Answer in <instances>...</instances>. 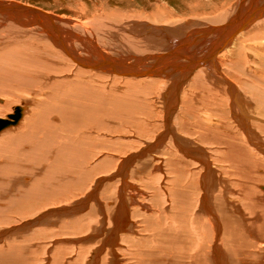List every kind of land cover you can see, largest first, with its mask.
Instances as JSON below:
<instances>
[{
    "label": "bare ground",
    "instance_id": "1",
    "mask_svg": "<svg viewBox=\"0 0 264 264\" xmlns=\"http://www.w3.org/2000/svg\"><path fill=\"white\" fill-rule=\"evenodd\" d=\"M240 1L239 4L237 3L238 5L236 6L237 9L235 10V12L232 13V16H230L225 21V23L221 25L216 24L206 27H204V25H199L201 27L197 26V31H200L203 34L204 38L210 35L213 36V33L217 34L218 32H220L219 34L222 35H220V38H218L216 41H213L212 45L207 44L208 46L212 47H206V45L202 43V45L199 44L200 46L196 44L199 46L197 49L198 54L195 53L194 55L189 54L188 51L187 54L185 51L186 49H184L187 48L186 45L190 42L191 34L196 32L193 31L194 29L188 31L185 30V32H183L182 30L178 29L177 26H152L151 24H147L146 22H140L137 24L140 27H136V29L139 28L140 31H143V34L146 33L145 35H147V39H141L144 43L143 48L141 49V46L133 47L132 44V46L128 47L129 45L123 44V48L121 51L115 49V47H118L119 42L114 40L115 36H113L114 39L111 37L109 31L107 32L109 34L108 37H102V34V36H100L101 38L96 39L94 38L95 36L93 34V31L89 29L87 25L84 24V22H70L69 20L50 14L41 9L39 11L35 10V7H31L22 3L10 2V4H6L4 3V1L2 3L0 2V14L7 17L9 21L12 20L13 23L17 25V30H26V27L30 29L34 28L36 33L43 34L44 37H40L42 38V40H47V43H44L46 46L45 50H48L50 45H53L57 49V52L55 53L52 52V54H46V51L42 53L37 51L36 48H33V43H31V45L29 43L23 44L17 39H11L6 42L5 38L3 37L0 39V45H2L0 46V54H3V60L0 67H4L3 65H5V68L8 69H6L8 72L16 74L17 71H19L17 68L22 66V68L24 69V72L22 73L23 78H39V75H41V77H46L42 75L45 73L46 75L51 76V74H53V72L55 71L59 72L58 74H60L61 72V75H63V77H61L62 80H59L57 82L60 87L57 86L58 88L52 92V98L53 100H55L53 104L51 103L50 99H47L48 101L44 100V93L40 94L41 97H43L42 100L33 101L35 108H32V110L30 111L26 109L28 108L27 105L29 104V102L24 101L23 107L19 105V123H14L13 125H10L0 131L1 133L3 132V134L0 135V177H4V175H6V170L10 171L9 168H13L16 171L18 170L21 174L23 170H19V168L17 169L15 167V164H18L21 157L24 160L25 156H30L29 158H31V162L33 164V160H35L33 157H35V154L42 153L41 155L43 156L47 155V153L50 151L49 150L47 153L45 152L47 148L46 146L42 148L40 146V149L38 148L39 138H35V128L36 126H40L39 122L41 124L43 123L42 128H44L43 130L46 136L51 134L52 136L55 135L60 137H69L72 134H81L79 135V137L84 136L88 139L94 140V137L96 135H99V129L95 130L96 125H94L98 121L97 119L101 120V118L109 116L107 119L115 117V120L119 119L125 122L132 121L133 123L135 122V124L141 121L149 122V108L154 107L155 103H158L160 105L158 106L160 108V115L165 120L162 121L165 122V129L161 134L158 135V140L156 141L162 143L170 137L174 140V142H171L172 149L170 148L165 152L164 150L161 151L162 153L168 155L167 158H165V167L167 166L168 168L166 167V169L169 171L165 170L164 166H162V159L154 163L152 159H154L156 156L149 160L143 158V156L146 154H152L154 151L158 152V149L160 148L159 143H151L142 150L141 153L143 156L141 159H143V162L140 165L142 167L134 169L133 171L137 173V171H142L141 169L144 166L147 169L149 164H154V168L162 170V172L165 170L167 173H174L171 177L172 183H170L174 185V187L168 190V201L164 202L165 199L163 197L159 198L160 202H154L156 205L153 203V210L151 211V213L143 214L144 217H142L141 219L142 222H144L143 227L145 228V234L140 233L141 236L131 237L122 234L119 235L118 232L127 227V222H130L132 220L131 217L129 218L130 212L132 218H137L134 213L138 210L135 209L136 207H132L133 211H131L130 206L132 205H130V203H133V200L137 196L133 194L134 191H137L140 194L139 188L135 184L130 183L127 180V173L129 171L128 167L130 163L129 161H132V159L135 158V154L132 155V157L129 159L126 158L121 163L118 172L116 173V175L122 176V185L120 186L121 191H119L121 192V200L116 203V206H114V208L111 207L113 209L111 214V208L109 209V216L113 223L112 228H114L115 231H111V228L108 229V232L106 231V234H104V245L106 244L111 247L109 252L111 254V264H126V262H123L124 260H122L116 249V245L118 246L120 236L121 239H123L122 242L127 245V249L129 252L128 256L133 259L134 264H156L155 261H164L163 263H169V260L171 259H173V261L176 260L179 264H245V259H247L245 258L246 253H248V255H250L251 253L256 255L258 254L262 256L260 257L261 259H264V210H258L259 207H262L264 209V192H262L264 190V185L258 183V181L264 182V169L263 164H258V162L256 161V159L258 158L255 157V153L253 150L254 147L255 150L257 148L259 150H264V142L259 138L260 136L256 133V131L253 130L250 125V119L253 116L249 115V113L245 109L246 97H243L244 94L238 89L237 85L233 81L234 77L232 75H229L230 77H233H231L233 79L232 80L225 72L221 70V61L219 60V56L221 57V55H223L222 58L229 61L232 67L241 65L240 68L244 67L243 70H248L250 72L253 71L256 76H259L257 67H262V65L264 64V19H262L264 17V0L261 4H259L258 0ZM246 1H250V5L245 8ZM30 18H33V20H29ZM5 19L2 18V20ZM61 23H73L72 26L74 27H86V29L84 30L85 34L82 35L77 32L78 30L76 29H80L79 27L72 30V27L64 28L65 26H63ZM251 26L252 28L250 29V31L247 34L244 33V31ZM206 31H208V33ZM26 33L28 34V32ZM241 33H244L245 35L237 40V36ZM169 37L176 38L178 41L174 43L169 42L171 45L169 49L162 50L164 47H166V45H168V42L165 40L169 39ZM210 39L212 38L210 37ZM235 39L237 41H235ZM181 41L184 44H186V41L189 42L186 45L183 44L184 46L181 48L172 50L173 46ZM192 41L193 40L191 39V42ZM44 44L41 45V49ZM145 44L147 46H145ZM203 45L206 48L205 52H202V50L204 49ZM2 47L4 48L2 49ZM191 50L193 51V49ZM225 51L229 52L224 54L223 52ZM231 54L239 56V59H230L229 57L231 56ZM17 59L24 61L23 64H20L21 62H19ZM241 59H245V62L242 64L239 63ZM188 61H191V63ZM67 64L72 66L73 72H71L70 74L66 73L65 70L67 69ZM64 66H66V68H64ZM4 69H2V71H4ZM194 73L199 74L197 75V77H195L196 80L194 79V77H192ZM55 77L57 78V75ZM190 77L194 79L193 83H197L198 81H200L198 82L199 85L205 84L207 80L212 82L216 87H218L219 90L218 93H216L217 98L221 97V92L224 91V93L228 95L230 99L229 104L231 114L233 115L232 117L241 126V128L244 129L245 135L240 134L239 131L236 130H233L234 132H231V130V136H229L224 142H219L220 144H225V146H218L219 149H217L216 152L219 153H216V155L220 154V156L217 155L215 156V158L213 157V160L215 161V163H222V168H214L212 166L211 159H209L208 157L209 154L207 153V151H205L206 149L204 147L195 145L194 142L179 135L175 131V125L172 121L174 117V119H176L177 121L178 126L180 125V131L194 132L198 134V137L200 136V141L206 140L207 138V135H205V132L202 130V128H204L203 122H197L192 129L185 127L187 123L186 118L192 113V107L188 102L190 99H194V97H190L193 95L191 92H185L182 95L181 93L183 91L182 89L185 83L189 80ZM121 80H123L124 83H121ZM160 81L162 82L161 84ZM35 84L40 89H43V86H41L40 84V80L35 79ZM256 84L259 85L260 83L258 84L257 81ZM44 88L46 89V87ZM199 88H201V86ZM18 90H20V88L17 86V84H14L13 89H3L2 91H0V95L8 96L14 93L13 95L17 97L19 95L18 93H16L18 92ZM48 94V96L51 95V93L49 92ZM257 96L259 95L257 94ZM181 97H184V102L181 101ZM2 102L3 98L0 97V103ZM181 102H183V104H181ZM113 104H115V109L113 108ZM125 105L126 107L122 108ZM135 105L138 108H135ZM133 107L135 109H133ZM217 108L220 109L221 106H218ZM254 111L257 112L255 109ZM16 113L17 112L15 108V111L11 114L16 115ZM257 113H260L262 116H264V109ZM25 114L26 116H24ZM215 114L214 116H216ZM60 116L62 120L60 119ZM8 118L12 119L9 116L2 119ZM43 118H45L46 120ZM88 120H90V122L92 123L95 120L96 121L93 123V125H91V128L87 129V126H84L86 129L81 128V131L79 129L77 130L78 126H72V128L69 129L70 127H67L66 124L71 123L75 125L76 123L77 125L79 124V122L83 123L84 121ZM102 122L105 121L103 120ZM97 125L100 126V124ZM259 128L264 127L259 126ZM104 132H106V130ZM40 136L44 137L42 134ZM245 138L247 140H245ZM43 139L41 138L39 140L43 141ZM58 139V141L56 142V147L59 150L64 151V149H67V147L69 149L70 139ZM241 140H244V144L241 142ZM67 142H69V144ZM87 142H85L86 145ZM99 143L100 141H93L89 149L87 150L88 155L84 154L85 157H82V159L79 156L78 161L73 162L80 166V171L81 169H84V166L86 165L85 162L88 161L89 158L91 159L93 155L97 154H95V150L96 147L99 146ZM249 143L254 147L251 149L248 148L249 146L247 147L246 144ZM117 144L119 145V143ZM43 145H46V143H44ZM162 146L163 144L161 145V147ZM54 147L52 148L54 149ZM165 149L167 148L165 147ZM180 152L182 153L179 154ZM53 153L54 152H52L51 154ZM140 154L137 153L136 156H139ZM54 158L57 159V157ZM68 160L67 162H69ZM52 161L45 160L44 163L46 164V166L47 164L49 166V162L51 163ZM243 161H247L249 162V164ZM57 167L53 166V168ZM97 168L98 165L93 166L90 169L87 168L88 170H84L85 172H81V174H78L79 172H77L76 175L74 174L76 178L71 181V189L78 188L80 185H82L84 180ZM221 169L224 173V176H222L221 174ZM29 170L25 169L24 171L28 172ZM259 170L262 171V174H257L256 171ZM65 171L68 172V170ZM29 173L32 177L33 173H31L30 171ZM22 174L19 175L18 178L23 182L24 185L31 186L32 184H36L33 185L36 186L35 190L32 188V186L29 187L31 188V190H33L30 197L27 199L25 196L26 199L21 202L30 206L28 207L27 205H23L22 209L25 212L30 213L33 205L40 203L41 200L42 202L47 200L49 201L50 195L52 194L54 196H57L59 194L66 196L70 192L67 190H58V192L55 191L56 194H54L51 191V183H47L46 179H40L34 182H26V179H30V177H26L24 173ZM165 174L162 173V175H160V177L162 176L160 180L164 179ZM143 175H145L143 176L145 178L148 175V172ZM67 176L68 175H65V177ZM99 183L100 178H98V181L96 183L97 185L95 184L96 187L99 185ZM144 183L149 184L147 180H144ZM246 184H248V186H245ZM62 185L64 186L65 184ZM62 185L60 184L57 186L61 187ZM255 185L258 187L260 186L262 191L258 192ZM39 186H41L42 188L38 189ZM236 188L239 189L236 190ZM130 189H134V191L131 192ZM127 192L130 197L129 200L131 202H127L126 200L125 194ZM235 193H238L240 195L238 199H235ZM7 194L11 199H17L14 197L15 193H7V190H4V194H2V197H5ZM93 194L94 192H91L89 194L90 198L87 197V200L91 199L90 201H88L91 203V207L95 204L94 195L96 196V194ZM230 194H233V196H229ZM257 195L259 197H257ZM88 202L86 204H81L79 202L76 206L63 208L61 212H63L64 215H70V217L76 216L79 211H82L84 206H87L89 204ZM17 203L19 202L17 201ZM95 205L97 209L99 206L100 210H104L101 204L97 203ZM148 205L142 204V208L146 209L147 211L151 210ZM92 211L93 209H90V211L86 212L87 215H92ZM185 211L188 212L184 214ZM1 219L2 218H0V220ZM30 221L32 224H41L39 218H35ZM44 221L46 222V220ZM80 221V226H76L75 228V230L77 231L84 228V224L82 223L84 221V217L81 219L78 218V221H75V223H79ZM100 225V228H104ZM133 225L134 224L132 222V226ZM97 226L96 228L98 229ZM101 233H98L96 235L99 236L101 235ZM42 235H47V232H33L31 234V239H41ZM239 238H241L247 244V248L243 249V251H240L239 247L237 248L236 246H232L230 244V242L233 243ZM3 239H1L0 242H2ZM3 242L4 246L0 245V264H14L16 261L19 263L22 262L21 264H29L28 261L31 260V258H28V255L25 256L24 254H22L20 248L23 249V246L21 244L18 245L17 243L19 242ZM237 242L240 243L239 241ZM1 248L9 249L4 250L1 253ZM127 249L124 250V253L125 251H127ZM235 253L243 255V258H241L242 260L235 259ZM55 260L56 262H58L59 260L57 255L54 256V262ZM96 261L97 258L94 259L93 255L89 264H96ZM151 261H153V263Z\"/></svg>",
    "mask_w": 264,
    "mask_h": 264
},
{
    "label": "rangeland",
    "instance_id": "2",
    "mask_svg": "<svg viewBox=\"0 0 264 264\" xmlns=\"http://www.w3.org/2000/svg\"><path fill=\"white\" fill-rule=\"evenodd\" d=\"M3 1L6 4L7 3L10 4V2L11 3L26 4V5H29L31 7L41 9L43 11L50 13V14H53V15L59 16L61 18H64L66 20H69L70 22H75V21H79L82 23L84 22V24L87 25V27L93 31V34L95 36L94 38H96V39L101 38L100 36H102V34H103L102 37H105V36L108 37L109 34L107 32L109 31L111 37L113 38V36H115V39L114 38L113 39L115 41L119 42L118 47H115V49L121 50V51L123 48V44L129 45L128 47L133 45V47H140L141 46V49L143 48L144 43L142 42L141 39L142 38L147 39V35H145L146 33L143 34V31H140L139 28L136 29V27H140L139 25H137L140 22H142V23L146 22L147 24H151L152 26H160V25H162V26L165 25L166 27H176L177 26L178 29L182 30L183 32H185V30L188 31V30L194 29L193 31H196V32L191 34V39L193 41L191 42V39H190V42L186 41V44L189 42L188 43L189 45L188 44L186 45V44L182 43V41H181L177 44L175 43L176 45H174L172 48V50H174V49H178V48H181L184 45H186L187 48H184V49H186L185 50L186 53L188 54V52H189V54L194 55L195 53L198 54L197 49L200 45L204 44V45H206V47H212V46H208L207 44L212 45V42L216 41L218 38H220V35H222V34H219L220 32H218L217 34L213 33L212 34L213 36H211L209 34L210 36H206L204 38L203 34L200 31H197V26L204 25V27H206V26H213L216 24L221 25V24L225 23V21L230 16H232V13H234L235 10L237 9L236 6L239 4L240 0H0V2H3ZM258 1H259V4H261L263 2V0H258ZM249 5H250V1H246L245 8ZM254 5H255V3H254ZM1 16L3 19H5V18L6 19L2 20ZM4 17L5 16L0 14V39L4 37L6 42H8V40H11V39H14V40L17 39L18 41H20L23 44L29 43L31 45V43H33L34 44L33 48H36L37 51L42 52V53L44 51H46L45 52L46 54L47 53L52 54V52L53 53L57 52L56 47H54L53 45L52 46L50 45L48 50H45L46 46L44 43H47V40L46 39L42 40V38H40L41 36L44 37L42 33H36L34 28L30 29L28 27H26V30H22V29L17 30V25L15 23H13L12 20L9 21L7 19V17H5V18ZM262 19H264V17ZM29 20H33V18L32 19L30 18ZM102 20H104V21H102ZM2 21H3V23H2ZM5 21H7V22H5ZM61 24L63 26H65L64 28L72 27L71 28L72 30L79 27V26L78 27L72 26L73 23L72 24L61 23ZM62 25H60V26H62ZM201 26H199V27H201ZM4 28H6V29H4ZM79 28L80 29H76V30H78L77 32L84 35L85 34L84 30L86 29V27L81 26ZM119 28H121V29H119ZM251 28H252V26L249 27L247 30H245L244 33L247 34ZM28 30L31 32H29ZM26 32H28L29 35ZM206 32L208 33V31H206ZM244 33L239 34L237 36V40H239V38H242L245 35ZM1 34H2V36H1ZM210 37L212 39H210ZM20 38H21V40H20ZM121 38H124V39H121ZM118 39H119V41H118ZM130 39H132V40H130ZM169 39L165 40L168 42V45H166V47H164L162 50L169 49V47L171 46L170 43H174V42L178 41L176 38H170L169 37ZM237 40L235 39V41H237ZM120 41L123 43H121ZM43 44H44V46H42V49H43L42 50L41 45H43ZM196 44H198V45L200 44V45L198 46ZM204 45H203V47H204ZM0 46H2V45H0ZM145 46H147V45L145 44ZM3 48L4 47H2V49ZM191 49H193V51ZM0 50H1V48H0ZM133 51H136V50H133ZM205 51H206V48L204 47L202 52H205ZM227 52H229V51H225L223 53L225 54ZM263 54H264V52H263ZM222 56L223 55H221V57L219 56V60L221 61L220 62L221 70L223 72H225L228 75V77H230L229 75H232L234 77L233 78L231 76L234 80L231 77L230 78L235 82L238 89L240 91H242V93L244 94V95L242 94L243 97L244 96L246 97V98L244 97L246 99L245 109L249 113V115L254 117V118L252 117L253 119L252 118L250 119L252 122L249 120L250 125L253 128V130L256 131V133L260 136L259 138L264 142V128H259V126L264 127V116H262L260 113H257V112H260L261 110L264 109V103H263L264 102V100H263L264 99V78H263L264 77V74H263L264 73L263 72L264 71V64L262 65V67H259V66L257 67L258 72H259V76H256V74L253 71L250 72L248 70H243L244 67L240 68L241 65L232 67V65H230L229 61L222 58ZM238 57L239 56L231 54V56L229 58L230 59H236ZM2 60H3V54L1 53L0 54V66L2 64ZM17 60L19 62H21L20 64H23V62H24L20 59H17ZM224 60H225V62H224ZM188 62L191 63V61H188ZM244 62H245V59L244 60L241 59L239 61L240 64H242ZM180 63H182V62H180ZM222 64H223V66H222ZM3 66L4 67H0L1 68L0 69V83H1L0 84V91H2L3 89H11V88L13 89L14 84H17V86L20 88V90H18V92H16L19 94L17 97L15 95H13L14 93H12L8 96L0 95V97L3 98V102L0 103V117L1 118H7L11 113H13L15 111V108L20 107V106L23 107L24 101L29 102V104L27 105L28 108H26V109L28 111L32 110V108H35L33 101L42 100L43 97H41L40 94H43V93H44V100L46 101L47 99H50L51 103L53 104V102L55 100H53V98H52V92L55 91L58 87H60V85H58L57 82L59 80H62L61 77H63V75H61V72H60V74H58L59 72L55 71V72H53V74H51V76H48L45 73L42 75L46 76V77H41V75H39V78H33L32 79V78H28V77L23 78L22 73L24 72V69L22 68V66L17 68L19 71H17L16 74H12V73L8 72L7 71L8 69L5 68V65H3ZM66 66H67V69H65L66 73L70 74L71 72H73L71 65L67 64ZM66 66H64V68H66ZM2 69H4V71H6V72L2 71ZM9 74H10V76H9ZM262 74H263V76H262ZM56 75H57V78L55 77ZM197 75H199V74L194 73V75L192 77H194V79L196 80L195 77H197ZM58 76H60V77H58ZM192 77H190L189 80L187 81L189 83H187V82L185 83L184 87H186V88L183 87V89H182L183 91L181 93V95H182L185 92H191L193 95L190 97H194V99H192L194 102L191 99L188 102L189 105L192 107L191 108L192 113L187 116V118H186L187 123H186L185 127L192 129L197 122H203L204 128H202V130L205 132V135H207V138H206V140L200 141L199 140L200 136L198 137V134H196L194 132L180 131L179 130L180 125L178 126L177 121H176V119H174L175 118L174 117L172 119V121H173V124L175 125V129H176L175 131L179 135H181V136L189 139L190 141L194 142L195 145H200V146L204 147L206 149L205 151H207V153L209 154V155L208 154L207 155H208L209 159H211L212 166L214 168H222V166H223L222 163H219V162L215 163V161L213 160V157L215 158V156H217V155L220 156V154L216 155V153H219V152H216V150L219 149L218 146H221V147L225 146V144H220L219 142L220 141L224 142L225 140H227V138L229 136H231L230 135L231 130H232L231 132H234L233 130H236V131H239L240 134L245 135L244 129L241 128V126L232 117L233 115L231 114V110H230L229 96L226 95L223 91V92H221L222 93L221 97L217 98L216 93H218V91H219L218 87H216L212 82H210L208 80L207 81L205 80L206 81L205 84H201V85H199V83H198L200 81H198L197 83H193L194 79ZM153 78H155V77H153ZM10 79H11V81H10ZM35 79L40 80V84H41V86H43L42 88L44 89V91H43V89H40L39 87L36 86ZM19 81H20V84H19ZM257 81H258V84L260 83L259 85L256 84ZM121 83H124V81L121 80ZM161 83L162 82L160 81V84ZM200 86H201V88H199ZM44 87H46V89ZM48 92L51 93V95H50L51 97L48 96L49 95ZM193 92H195V93H193ZM197 92H198L199 96L197 95ZM256 92L259 96H257ZM33 93H34V95H33ZM262 95H263V97H262ZM5 97H7V98H5ZM257 97H260V98H257ZM183 98L181 97V101H183ZM253 100H255V101H253ZM183 102H181V104H183ZM49 104H50V102H49ZM181 104H180V107H181ZM114 105L115 104H113V108L115 109ZM127 106H129V105H127ZM158 106H160V105L158 103H155L154 107L149 108L150 109L149 110V116H150L149 122L141 121V122H139V123L137 122L135 124V122L133 123L132 121H131L132 122L131 123L128 121L127 122L121 121L119 119L115 120V117L114 118L111 117L110 119H107L109 116H107L105 118H101V120L97 119L98 121L94 125H96L95 130L99 129L98 130L99 135H96L94 137V140L88 139L84 136L79 137V135H81V134H79V135H75V134L73 135L72 134L69 137H60V136H55V135L52 136L51 134L46 136L44 134V130H43L44 128H42L43 123L41 124L39 122L40 126H38V127L36 126V128H35V138L36 139L37 138H39V139H41V138L45 139L46 138L47 139V137H48L49 140L47 139V141H46V139L45 140L43 139V141H42V140L38 139V142H39L38 148L40 149V146H41V148L46 146L47 148H46L45 152L47 153L50 150L48 152L49 154L47 153V155H43V156L41 155L42 153L41 154H39V153L35 154V157H33L35 159V160H33L34 161L33 164L31 162V158H29L30 156L29 157L25 156L24 160L21 157V159H19L20 164H19V162H18V164L16 163L15 167L17 169L19 168V170H23V172H21V174L24 173L26 177H30V179H26V182H34L36 180L46 179L47 183L48 182L51 183V187L53 188V189L51 188V191L54 194H56V192H58V190L59 191H62V190L66 191L67 190L70 192L66 196H63L62 194L54 196L52 194V195H50L49 201L47 200V201L42 202V200H41V202H40V199H39L40 203L33 205L32 210L30 212L31 214H30L28 212H25L22 209L23 205H27V204H23L21 202L24 201L26 198L28 199L30 197L31 192H33V190H31V188H29V187L32 186V188L35 190L36 186H33V185H36V184H32L31 186H28V185L26 186L18 178L19 175H21L18 170L16 171L13 168H9L10 171L6 170V172H5L6 175L3 174L4 177L3 176L0 177V190H1L0 193L4 194V190H7V193L8 192L10 194L15 193L14 197L17 199H14V198L11 199L8 194L6 195L7 197L6 196L2 197V194H0V218H2L0 220V240L4 238L3 241H5L7 243L10 241L19 242L17 244L18 245L21 244L23 246V249L20 248V251H22V254H24L25 256L28 255V258H31V260L28 259L29 264L30 263H32V264H89L91 262V258L93 257V255H94V259L97 258L96 264H111V259H110L111 254L109 253L111 247L106 245V244H105L106 245V247H105V245H104V239H105L104 234H106L109 231L108 229H111L113 227L112 220L110 219V216H109L111 214V212L113 211V209L111 207L114 208V206H116V203H118V201L121 200V197H120L121 192H119V191H121L120 186L122 185V181H121L122 176L116 175L121 163L126 158L129 159L132 157V155L135 154V158H133L132 161H129L130 163H129V167H128L129 171L127 173V180L130 183L135 184L139 188L140 194H139V192L134 191V189H130L131 192L134 191L133 192L134 195H137L135 197V199L133 200V203L129 200L130 197H129L128 192L125 194L127 202L130 201L131 203L130 202L129 203H130V205H132V206H130V208H131L130 210L133 211L132 207H136L135 209L138 210L137 211L138 213L137 212L134 213V215H136L137 218H132L131 212H130L129 218L131 217L132 220L130 222H127V227H125L122 231L120 230L118 232L119 235L122 234V235H126L129 237L141 236V234L145 232V228L143 227L144 222H142V219H141L142 217H144L143 214L144 213H151V211L153 210V203L154 202H157V203L160 202L159 198L163 197L165 199V200L163 199L164 202L168 201L167 200V199H169L168 190L174 187V185L170 184V183H172L171 177L173 176L174 173H171V172L167 173L165 171V170H167L166 169L167 166L165 167V163H166L165 158H167L168 155L161 152L163 150L165 152L170 148L172 149V143L171 142H174V140L171 139V137H170L166 141H163L162 143L156 141V140H158L157 139L158 135L161 134L165 129V122H162L165 120L160 115V111H159L160 108ZM218 106H221V108L218 109L217 108ZM124 107H126V105L123 106L122 108H124ZM134 107L138 108L136 105ZM134 107H133V109H135ZM254 109L257 112H255ZM28 111H27V113H28ZM215 113H217V114H215ZM26 114L24 116H26ZM214 114L216 116H214ZM43 119H45V118H43ZM60 119H61V116H60ZM216 119H217V122H216ZM103 120L105 122H102ZM117 121H118V123H117ZM222 121H223V123H222ZM72 123H74V122H72ZM93 123L90 122V120H88V121H84L83 123L79 122V124H77V125H76V123H75V125L71 124V123H66V124H67V127H70L69 129H71L72 126H78L79 128L77 127V130L79 129L81 131L82 130L81 128H83V129L91 128L92 127L91 125H93ZM97 124H100L101 127L98 126ZM101 124H103V125H101ZM80 125H81V127H80ZM212 125L215 127H213ZM84 126L85 127L87 126V127L85 128ZM114 127H116V128H114ZM122 128H123V130H122ZM105 130L107 133L104 132ZM108 130H110L111 132ZM1 134H3V132L2 133L0 132V135ZM41 134L44 137L40 136ZM211 135H213V136H211ZM106 136H107V138H106ZM219 136L222 138H220ZM58 138H61V139L67 138V140L70 139L69 140V142H70L69 149L67 147V149H64V151L59 150L56 147V142L59 140ZM52 140H54V141H52ZM86 140L87 141L90 140V141L87 142ZM245 140H247V139L245 138ZM83 141L87 142V145ZM93 141H100L99 146H97L96 150H95V154L96 153L97 154L93 155L92 157L90 156L91 159L89 158L90 160L88 159V161L85 162L86 165L84 166V169H81V171H80V166L77 165L76 163H73V162L78 161L79 156L82 159V157H85L84 154L88 155L87 150L89 149V147ZM243 141L241 140L242 143H243ZM69 142H67V143L69 144ZM42 143L43 144L46 143V145H43ZM117 143H119V145ZM151 143L152 144L153 143H156V144L159 143L160 144L159 145L160 148L159 149L157 148L159 153L154 151L152 154H148V155L146 154L143 156L141 153L142 150ZM78 144H79V147H78ZM109 144L110 145L112 144V145L110 146ZM162 144H163V146L161 147ZM249 144H246L247 147L249 146L248 148L251 149L254 147L253 145H251V144L249 145ZM52 147H54V149ZM165 147L167 149H165ZM254 148H253V150L255 153V157L258 158V159H256V161L258 162V164L262 163L263 169H264V150H259L258 148L255 150ZM50 152L51 153L54 152V153L51 154ZM137 153L140 155L136 156ZM181 153L182 152H180L179 154H181ZM52 155H53V157H52ZM72 155L75 157H78V158H75ZM142 156H143V158H146L147 160L152 159L156 156L154 159H152L154 163L158 162V160L160 161L162 159V166H164L165 172L164 171L162 172V170H158V169L154 168V164H149L147 169L144 166L141 169L143 172L142 171H137V173L134 172L133 171L134 169L142 167V166H140L141 163L143 162V159H141ZM54 157H57V159ZM44 158H46V159H44ZM58 159H59V163H58ZM45 160L46 161H52L53 160L52 161L53 163L51 162L52 163L51 164L49 162L50 165L48 166V164H47V166H46V164L44 163ZM56 160H57V162H56ZM67 160L69 162L70 161L71 162L69 163V162H67ZM243 162H246L247 164H249V162H247V161H243ZM41 164H43V165H41ZM95 164L98 165V168L94 172H92L88 177L86 176L87 178L85 177L86 179L84 180L83 184L80 185L78 188L71 189V187H70L71 181L74 178H76L74 176V174L76 175L77 172H79L78 174H81V172H85L84 170H88V169L92 168L93 166H96ZM53 166L54 167L55 166L56 167L61 166L62 168L61 167L60 168L59 167L53 168ZM219 166H221V167H219ZM254 167H256V166H254ZM24 168L28 169V170L30 169L29 171L31 173H33L32 177H34V178L31 177V174L29 173V171L25 172ZM61 169L64 171L68 170L69 173L66 171L65 172L62 171ZM152 169H153V171H152ZM167 171H169V170H167ZM217 171H218V169H217ZM221 171H222V169H221ZM57 172H58V174H57ZM146 172H148V175L144 178L143 176H145V175H143V174H145ZM256 172H257V174H262V171H260V170L256 171ZM162 173L163 174L166 173V174L164 175V179L160 180L162 178V176L160 177V175H162ZM218 173H219V171H218ZM221 174H222V176H224L223 171ZM263 174H264V170H263ZM65 175H68V176L65 177ZM141 176H142V178H141ZM98 178H100V183L96 187V185H97L96 183L98 181ZM143 179L147 180L149 182V184H145ZM50 180H51V182H50ZM244 180H247V179H244ZM14 182H16V183H14ZM52 182H54L55 184ZM258 183L261 185H264V182H262V181H258ZM15 184L18 186V188ZM21 184H22V186H21ZM60 184L61 185L65 184L67 187L65 185L64 186L62 185L61 187L57 186ZM245 186H248V184H246ZM40 188H42V187L39 186L38 189H40ZM165 188H166V190H165ZM238 189L239 188H236V190H238ZM256 189L258 190V192L262 191L260 186L259 187L256 186ZM22 191H24V192H22ZM91 192H94V194H96V196L93 194L94 198H95V204H97V203L101 204L103 206L104 210L103 209L100 210L99 206H98V209H99L98 210L96 208L95 204H94V206L91 207V203L88 202L91 200V199H89L90 198L89 194ZM262 192H264V190ZM129 193H130V191H129ZM155 194H157V195H155ZM20 195H22V196H20ZM25 196H26V198H25ZM229 196H233V194H230ZM239 196L240 195L238 193L234 194V197H236L235 199H238ZM261 196H262V194H261ZM87 197H89L88 198L89 200H87ZM194 197H195V195H194ZM257 197H259V196L257 195ZM17 201L19 203H17ZM79 202L81 204L82 203L86 204L88 202L89 206L88 205L84 206L82 211H79V213L76 216L70 217V215L67 216V215H64L63 212H61L63 208H70V207L76 206ZM169 202H170V200H169ZM133 204H134V206H133ZM142 204H147V205L149 204L148 206L151 208V210L147 211L146 209H143ZM28 207H30V206H28ZM90 209L91 210L93 209L94 212L92 211V215H87L86 212L90 211ZM95 209H96V211H95ZM109 209H110V214H109ZM258 210L262 211L264 209L262 207H259ZM59 211H60V213H59ZM141 212H143V213H141ZM186 212H188V211H185L184 214ZM49 216H50V219H49ZM83 217H84V221L82 223L84 224V228L79 230V231L75 230L76 226H80V223H81V221L79 223H75V221L77 222L78 218L81 219ZM35 218H39V221L41 222V224H38V225H37V223L32 224L30 220L35 219ZM44 220H46V222ZM132 222L134 224L133 226H132ZM99 225L104 227V228H100ZM257 225H259V224H257ZM96 226L98 227V229L96 228ZM38 231L47 232V235H42L41 239L40 238H38V239L32 238L31 239V237H32L31 234L33 232H38ZM111 231H115V229L112 228ZM101 232L102 233L104 232V233L102 234ZM98 233H101V235H99V236L96 235ZM257 233H260V232H257ZM263 234H264V231H263ZM23 239H25V240H23ZM122 240L123 239H121V236H120L119 241H118L119 242L118 246L116 245L117 252L120 255V257L122 258V260H124L123 261L124 263L126 262V264H134L133 259H131L128 256L129 252L127 249V245L125 243H123ZM3 241L0 242V245H2V246H4ZM237 241H239L240 243H238ZM237 241H235L233 243L230 242V244L232 246H236L237 248L239 247L240 251L241 250L243 251V249L247 248V246H246L247 244L241 238H239ZM125 248L127 249V251H125V253H124V250H126ZM8 249L1 248V253H2V251L8 250ZM25 249H27V250H25ZM32 251L34 252V255H33ZM98 251L100 254L98 253ZM37 252H39V253H37ZM55 255H57L58 259H59L58 262H56L57 259L55 260L56 263L54 262V256ZM246 255H245V258H247V259H245V262H246L245 264H264V259L260 258L262 256H260L258 254L256 255L253 253H251L250 255H248V253H246ZM242 256L243 255H239L237 253H235V255H234L235 259H237V260H242L241 259V258H243ZM171 260H169V263H167V262L163 263L164 261H155V262H156V264H170V263L171 264H173V263L179 264L176 260L175 261H173V259H171ZM151 262L153 263V261H151ZM21 263L22 262L19 263L16 261L14 264H21ZM231 263H233V262H231ZM9 264H12V263H9Z\"/></svg>",
    "mask_w": 264,
    "mask_h": 264
},
{
    "label": "water",
    "instance_id": "3",
    "mask_svg": "<svg viewBox=\"0 0 264 264\" xmlns=\"http://www.w3.org/2000/svg\"><path fill=\"white\" fill-rule=\"evenodd\" d=\"M35 10L39 11L40 9L35 8ZM19 110H20V108L17 107L16 108V112H17L16 115H14V114H10L9 115V117L12 118V119H2V118H0V131L5 129V128H7L8 126L13 125L14 123L18 122L19 117H20Z\"/></svg>",
    "mask_w": 264,
    "mask_h": 264
}]
</instances>
